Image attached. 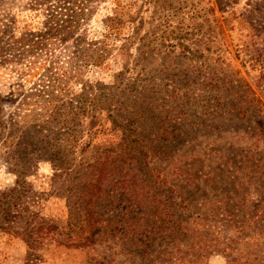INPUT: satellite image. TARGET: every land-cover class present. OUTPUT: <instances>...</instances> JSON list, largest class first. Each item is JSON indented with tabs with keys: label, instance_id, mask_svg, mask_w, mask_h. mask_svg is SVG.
I'll return each instance as SVG.
<instances>
[{
	"label": "rangeland",
	"instance_id": "rangeland-1",
	"mask_svg": "<svg viewBox=\"0 0 264 264\" xmlns=\"http://www.w3.org/2000/svg\"><path fill=\"white\" fill-rule=\"evenodd\" d=\"M30 2L0 0V102H9L0 112L3 117L12 112L20 96L36 87L32 84L42 68H52L62 76V96L74 94L83 104L84 117L74 135L89 143L90 163L99 164L84 165L77 176L59 175L43 162L27 172L26 202L37 217L22 239L0 233V264H95L108 237L98 234L93 247L74 248L90 232L85 212L96 211L106 231L112 198L117 212H125L126 226L135 219L143 226L148 216L159 218L151 213L159 209L148 195L149 168L172 172L179 183L177 176L191 168L195 177L211 171L206 160L215 158L220 163L213 173L226 182L232 167L241 165L234 156L250 144L247 132L255 125L264 128V81H258L257 57L264 47V0H92L75 29L76 41L55 48L51 63L25 56L28 46L17 41L41 29L42 12ZM95 48L103 51L100 64L86 62ZM249 97L258 101L256 106H248L246 119L235 116V103ZM135 134L145 146L134 145ZM227 160V169H220ZM102 168L108 178L104 196L90 209L83 195L103 175ZM14 180L0 156V190L11 188ZM123 180H128L125 187ZM128 191L139 205L125 199ZM128 236L123 244L119 240L124 246L117 251L120 263ZM260 248L264 255V245ZM205 264H224V259L211 254Z\"/></svg>",
	"mask_w": 264,
	"mask_h": 264
},
{
	"label": "trees",
	"instance_id": "trees-1",
	"mask_svg": "<svg viewBox=\"0 0 264 264\" xmlns=\"http://www.w3.org/2000/svg\"><path fill=\"white\" fill-rule=\"evenodd\" d=\"M91 1L31 0V6L38 7L42 12L43 20L38 32L23 33L17 40L30 49L23 50V54L27 57L39 56L41 61L51 63L55 48L76 41L73 39L75 29ZM113 21V18L107 20L110 28H113ZM35 50L37 55L33 56ZM263 51L264 47L257 53L261 66L260 82L264 81ZM92 52L93 58H82L91 64H100L103 51L95 48ZM41 66H44L43 62ZM51 69L42 68L36 83L32 84L36 87L20 96L12 112L6 117L0 112V156L15 176L11 188L0 190V233L11 238L22 239L26 234L25 228L37 217V213L29 210L28 196L24 192L28 186L24 177L36 164L47 163L52 170L65 176H77L84 165L90 168L99 164L95 161L90 163L89 143L81 142L79 136L74 135L77 133L75 127L84 117L80 111L82 102L74 100V94H68L71 98L62 96L59 84L62 76L53 74ZM73 103L78 105V110ZM257 103L253 97L237 101L232 108L234 115L246 119L248 106H256ZM8 106L9 102H0V111ZM260 122L258 117L257 124ZM247 134L250 144L234 156L241 165L231 166L230 180L225 177L226 182H222L221 174L214 175V166L220 163L215 158V161L206 160L207 164L211 161L208 164L211 171L195 177L191 168L177 176L179 183L171 178L172 172L164 173L153 166L148 169L151 180L148 182V195L150 193L156 204L154 209H159L151 213L160 217L148 216V225H137L135 222L140 219H135L134 223L126 226L127 222H123L121 217L125 216V212H119L118 218V206H114L113 198L107 196L112 198L109 201L112 206L108 209L110 221L106 224L109 230L101 228V219L96 217V211L88 210L85 221L90 232L87 236H80L74 248L93 247L97 242L96 235L103 234L108 238L102 241L105 244L101 257L97 258L100 262L95 259V264H205L211 254L221 255L224 264H264L260 248L264 245V148L257 150L259 143L264 144L263 125L253 126ZM133 142L134 145L145 146L139 134H135ZM244 162L248 166L243 168ZM229 163L230 160H227L220 169L226 170ZM202 166V163L198 165L200 172ZM101 172L103 175H98L94 182L88 184L83 195L88 198L90 209L104 196L102 186L107 177L103 168ZM126 183L128 180H123L121 186L125 187ZM202 184L203 187H200ZM126 195L125 199L135 206L139 205L137 198L133 197L134 193L128 191ZM112 218L117 219L111 222ZM17 222L24 223L25 227L15 229ZM47 230L51 231L53 227L47 226ZM126 235L124 244L127 252L120 263L116 260L121 257L117 251L124 246L119 244V240L123 244Z\"/></svg>",
	"mask_w": 264,
	"mask_h": 264
}]
</instances>
